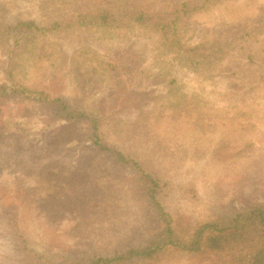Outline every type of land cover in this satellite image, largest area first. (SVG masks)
I'll return each instance as SVG.
<instances>
[{"label":"rangeland","instance_id":"1","mask_svg":"<svg viewBox=\"0 0 264 264\" xmlns=\"http://www.w3.org/2000/svg\"><path fill=\"white\" fill-rule=\"evenodd\" d=\"M107 6L106 22L75 20ZM263 20L264 0H0V85L12 64L17 84L48 95L0 96V264L85 262L144 242L164 226L154 181L184 233L264 203V63L237 49L212 59ZM28 21L45 40L9 29ZM55 96L88 117L65 121ZM144 264L221 262L176 250Z\"/></svg>","mask_w":264,"mask_h":264},{"label":"trees","instance_id":"2","mask_svg":"<svg viewBox=\"0 0 264 264\" xmlns=\"http://www.w3.org/2000/svg\"><path fill=\"white\" fill-rule=\"evenodd\" d=\"M108 8L107 6V10L103 9L96 13L91 12L88 8L85 13L77 14L75 20L97 18L101 22H106L113 15V12H109ZM120 15L121 17L127 16ZM143 17H146V15L140 11L136 15L135 20H140ZM115 20L117 21L116 18L112 19V21ZM58 24V22H55L54 27H57ZM9 29L17 30L16 37L18 39L29 38L32 40L40 38L39 41L46 39V31L48 30L46 27L36 25L33 21L18 22L13 27L10 26ZM251 32H254V34ZM242 36H244L243 42L253 40L255 43L245 44L240 39L238 41L232 40L225 46L217 47V50L212 54L213 61H218L228 51L237 49L240 54H246L249 61H253L257 57L259 58L258 62L261 63L263 61L264 63V20L258 21L250 29L243 28L240 31L239 38H242ZM13 68L14 66L11 64L5 70L9 78L8 81L11 84H7L8 86L6 84L0 85V96L12 94L47 99L48 95L43 89L39 90L35 87L17 84L14 81ZM53 101L57 104L58 111L61 113L60 116L65 121L77 119L81 115L82 117H88L84 112H77L73 108L70 109L61 97L55 96ZM92 123V128H95V120H92ZM96 145H98L100 150L110 151L99 140L98 142L96 141ZM111 154L115 155L116 161L122 164L130 163L140 169L138 162L128 155L116 151ZM155 185L156 181L151 186H148L147 195L164 224L159 232L153 234L144 242L116 251L113 255H92L85 262L77 260L70 264H136L135 262L123 263L128 260H136L139 264H144L145 261L154 260L162 251L176 250L187 254L209 253L218 256V261L221 264H264V203L239 209L227 218L216 217L198 223L189 234L184 233V229L180 228L179 222L173 220L172 216L164 211L158 198V192L155 191Z\"/></svg>","mask_w":264,"mask_h":264}]
</instances>
